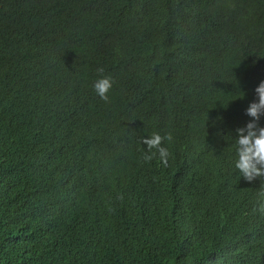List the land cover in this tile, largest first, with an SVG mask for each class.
<instances>
[{
  "label": "trees",
  "instance_id": "trees-1",
  "mask_svg": "<svg viewBox=\"0 0 264 264\" xmlns=\"http://www.w3.org/2000/svg\"><path fill=\"white\" fill-rule=\"evenodd\" d=\"M261 81L264 0H0V264H264Z\"/></svg>",
  "mask_w": 264,
  "mask_h": 264
},
{
  "label": "clouds",
  "instance_id": "clouds-1",
  "mask_svg": "<svg viewBox=\"0 0 264 264\" xmlns=\"http://www.w3.org/2000/svg\"><path fill=\"white\" fill-rule=\"evenodd\" d=\"M99 73H103V68H98ZM113 86L111 77L98 79L93 87L97 95L104 101L109 102L108 92ZM258 102L250 103L246 109V114L252 119L246 126L236 129V154L238 159L235 168L239 170L241 176L248 182L257 178H264V127L259 126L261 116H264V81H261L255 89ZM173 139L171 133L162 136L158 132H153L150 137L142 138V143L147 146V151L143 153L142 160L151 162L158 154L159 160L164 167L168 166V158L171 155L163 145L165 140ZM155 150V151H153ZM264 187V185H262ZM261 202L258 203V210L264 214V191H261ZM123 200V195L118 197ZM111 210V209H110ZM257 209H254L256 211Z\"/></svg>",
  "mask_w": 264,
  "mask_h": 264
}]
</instances>
